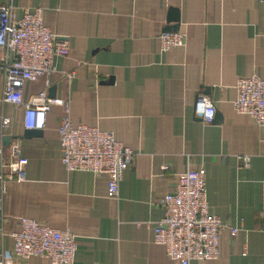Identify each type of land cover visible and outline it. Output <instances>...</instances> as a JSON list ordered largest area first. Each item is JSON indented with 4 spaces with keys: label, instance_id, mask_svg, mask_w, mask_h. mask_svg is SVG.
<instances>
[{
    "label": "crops",
    "instance_id": "crops-1",
    "mask_svg": "<svg viewBox=\"0 0 264 264\" xmlns=\"http://www.w3.org/2000/svg\"><path fill=\"white\" fill-rule=\"evenodd\" d=\"M14 14L41 8L44 23L69 47L56 60L50 88L70 103L74 126L110 132L135 159L123 175L119 197H108V176L69 172L59 141L66 109L53 106L42 136L24 138L25 109L3 101L0 122L10 120L9 147L20 140L28 160L25 180L7 185L6 233L20 218L76 236L75 264H173L154 242L164 217L159 201L189 168L207 173L210 212L226 228L218 259L191 264H264V127L236 112V85L264 79V0H0ZM178 11L179 28L169 23ZM164 32L185 34L184 47L162 51ZM69 75H73L69 78ZM28 83L24 98L45 88ZM199 94L217 108L206 124L195 115ZM50 96V94H49ZM52 98V97H51ZM244 159L248 167L244 166ZM167 168V170H164ZM1 195V184H0ZM239 229L232 237L229 229ZM14 241L0 238V253ZM13 264H51L34 257Z\"/></svg>",
    "mask_w": 264,
    "mask_h": 264
},
{
    "label": "built area",
    "instance_id": "built-area-1",
    "mask_svg": "<svg viewBox=\"0 0 264 264\" xmlns=\"http://www.w3.org/2000/svg\"><path fill=\"white\" fill-rule=\"evenodd\" d=\"M162 51L184 47L185 34L164 32L160 36ZM69 54L67 42L61 41L44 23V11H27L22 18L14 14L10 1L0 5V75L4 79L3 101L25 109V130H44L47 116L53 106L66 109L61 121L59 141L62 164L69 172L83 171L108 176V197H119L125 170L135 159L134 151L118 142L110 132L87 125L74 126L70 119V103L51 98L48 89L56 73L58 58ZM45 77V88L24 98L28 83ZM73 75H69L72 78ZM237 113L254 119L264 127V79L253 75L241 78L236 85ZM217 108L212 99L199 94L195 115L206 124L214 121ZM10 120L0 122V238L10 236L14 241L12 254L0 253V264H13V259L27 261L34 257L48 259L51 264H75L78 250L72 231H61L39 221L20 218L21 229L10 234L5 226L9 217L4 211L7 185L25 180L28 160L22 155V143L15 141L9 147L4 143ZM244 166L248 167L247 159ZM164 170H167L165 168ZM207 173L204 168H189L177 177L171 194L159 201L164 217L154 228V242L162 246L173 264H191L194 261H213L220 254L221 234L226 228L222 220L211 214L207 199ZM232 237L239 229L228 228Z\"/></svg>",
    "mask_w": 264,
    "mask_h": 264
},
{
    "label": "water",
    "instance_id": "water-1",
    "mask_svg": "<svg viewBox=\"0 0 264 264\" xmlns=\"http://www.w3.org/2000/svg\"><path fill=\"white\" fill-rule=\"evenodd\" d=\"M168 22L169 23H175L176 25L172 26V27H169V31H176L178 30L179 28V24H180V17H179V14H178V11L175 10V9H171L170 10V17L168 18ZM49 94H50V97L54 98L56 95H55V88H51L49 90ZM42 130H26L25 131V134H24V138L26 139H31V138H34V137H40L42 136ZM9 137L5 138L4 139V143L5 144H8L9 142Z\"/></svg>",
    "mask_w": 264,
    "mask_h": 264
}]
</instances>
